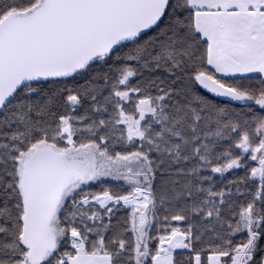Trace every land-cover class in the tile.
Segmentation results:
<instances>
[{"label":"snow or ice","instance_id":"obj_1","mask_svg":"<svg viewBox=\"0 0 264 264\" xmlns=\"http://www.w3.org/2000/svg\"><path fill=\"white\" fill-rule=\"evenodd\" d=\"M0 264H264V0H0Z\"/></svg>","mask_w":264,"mask_h":264}]
</instances>
